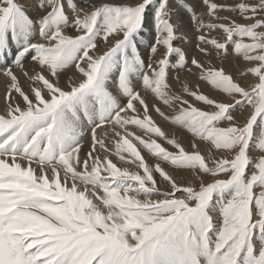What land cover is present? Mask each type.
I'll return each instance as SVG.
<instances>
[{
	"label": "snow or ice",
	"instance_id": "6c2138e0",
	"mask_svg": "<svg viewBox=\"0 0 264 264\" xmlns=\"http://www.w3.org/2000/svg\"><path fill=\"white\" fill-rule=\"evenodd\" d=\"M199 3L198 12L177 0L199 33V56L175 44L184 39L177 35L181 25L172 22L170 0H157L156 37L145 62L138 39L153 0H82V6L0 0V64L6 65L0 74L9 81L0 112V264H264V0ZM113 35L121 38L96 54L97 40ZM229 55L242 58L247 67L240 77L250 74L254 83L245 86L215 66ZM72 66L62 87L60 76ZM16 69L32 84L27 92ZM180 71L197 82L181 81ZM170 72L179 89L170 85ZM134 79L150 91L151 104ZM200 83L225 99L204 94ZM237 108L241 115L248 109L243 121ZM153 111L208 142L207 157L195 140L188 151L170 138ZM173 170L191 173L198 184L178 182Z\"/></svg>",
	"mask_w": 264,
	"mask_h": 264
},
{
	"label": "rangeland",
	"instance_id": "374dc122",
	"mask_svg": "<svg viewBox=\"0 0 264 264\" xmlns=\"http://www.w3.org/2000/svg\"><path fill=\"white\" fill-rule=\"evenodd\" d=\"M77 1H80L79 6H82V0H77ZM189 1L187 2V0H182V2H185V3H193L195 5L197 11L199 9L204 10L203 9V5L199 3V0H189ZM28 2L21 1V3H25V4H31L32 3L31 1H28ZM135 2H139V0H122V3L135 4ZM153 2L157 3V0H153ZM218 2H219V0H218ZM155 7H156V4L155 5L152 4L148 8L146 22H145V25H144V28H143L142 32L140 33V37L138 39V45H139L138 49H139L140 52H142V54H143L142 57L145 60V62H147V59L149 57L147 58V54L145 56L144 53L146 51H148V48L150 47V45L155 42L154 39L156 37L154 24H152L153 23L152 16H153V12H154ZM177 10H179L180 13L183 12V11H181V9L179 7L177 8ZM150 14H152V15H150ZM220 15L221 16H230V15H233V14L232 13H228V12H221ZM174 16H175V13L172 14V22L174 24H176L177 18L174 17ZM33 17L35 18V16H33ZM184 17L187 19L188 15L185 14ZM65 32L68 33V34H71V35L78 34L76 32V30L73 29V28H67V29H65ZM190 33H191V36H192V43L191 44H188V42H186V39L177 40L175 42V44L177 46H179V47H182L190 56L191 55H199V53L197 52L196 47H195V45L197 43L196 36L199 33L197 32L196 29H193L192 31L188 32V34H190ZM177 35L181 36L179 33H177ZM119 38H121V37L120 36H116V35L110 36L108 41H107V43H105L102 39H98L97 40V44H98V48L99 49H97V50L99 51V54H102L104 51H106L109 47L112 46V44H114L115 40L119 39ZM229 51L231 52V46L229 48ZM201 59H203V57H201ZM215 66H218V67L222 66L225 69L226 73H229V74L233 75L234 78L240 80V82L243 85H245V86L255 82L254 77H252L250 74L245 76V77H243V78L240 77V73L247 67L246 63L242 60L241 57L229 55L227 57V59H224V60L217 59L215 61ZM72 70H74V66H72L68 70L67 73H65L64 75L60 76V85L62 87L65 86L66 76L68 75V73L70 74L72 72ZM178 74H180V72ZM46 75H47V73H46ZM174 75L175 74L172 73V72L169 73V83H170V85L173 83L171 85L173 87V89H179L181 87V84H177V85L174 84L175 83V80L173 78ZM49 78L52 79L51 77H49ZM183 82H188L190 85H192V84H195L197 81H196L195 77H188V76L185 75ZM20 83H21L22 88L26 92L32 86L31 82L24 76L21 77ZM133 84H134V86L136 87V89L138 91L142 92L141 93L142 95H146L148 97V101L151 104V102L153 100V96L150 93V91H146L144 88H142L141 82L139 80H135L134 79L133 80ZM139 87L141 89H144V90L141 91ZM200 91H202L204 94L209 95L212 98H217L219 100L225 99L223 94H221L218 90L211 89L210 86L207 83H200ZM3 96L6 97V93L4 95L1 94V96H0V112H3L4 109H5L6 100H5V98H3ZM13 96L16 97L17 100H19L18 95H13ZM185 98L189 99L191 101V103H193L195 106L204 108V105L201 102H197V101H195L194 99H192L191 97H188V96H185ZM2 99H4V100H2ZM21 106H23V105L21 104ZM161 107H162V105H161ZM162 108H164V107H162ZM164 110H165V112L167 110L166 113L169 114V115H174L175 114L172 109H170L171 111H169L168 108H166ZM247 111H248V109L245 108L243 110L244 114L241 115V109L237 108L235 113H234V115H236L241 121H243L245 116L247 115ZM150 114L152 115V117L156 121V123L159 126H161L162 129L167 134H169L170 138L174 136L179 142H181L185 146L186 150H188V151L192 150L190 142L192 140H195V142L198 145L199 149L201 150L202 154H204L207 157L208 151L211 148V145L208 142L200 140L198 138H195L187 130H185L183 128H180L179 126H177V125H175L173 123H170L169 121L164 120L158 114H156L154 111L151 112ZM130 128H131L130 131H132V129H133V132H135L137 135L138 134L139 135H143L145 139H157L158 142L161 143L165 148H168L170 151H174L175 150L173 148V146L169 145L165 140H163V139H161L159 137L152 136L151 134L145 135L142 130L136 128L135 126H130ZM131 138L132 137H130V139ZM133 143H135L137 145V147L140 149L142 155L145 156V158L148 160V162L150 164H153L155 162V159L151 156V154L148 152V150L145 149L142 145H140L138 141L133 139ZM89 145H90V136H86L84 138V140H83V149H82V152H81V156L82 157H83L84 153L88 151ZM212 152H213L214 156H219L220 155V153H217L214 149H212ZM260 154H262V153H260L259 151H256V152L252 153L253 156H259ZM125 155H127V154H125ZM111 159H113V162H116L118 166L128 167L130 170H137L134 165H132L130 163H126L124 161H120L115 156L111 157ZM173 174L177 178L178 182H180L182 184H184V183H186V182H188L190 180H192L194 183L198 184V181L193 180V178L191 176V173H189V172L174 171L173 170ZM219 178H226V177L221 176ZM156 179H157V182H158V184L160 185V187L162 189L168 190V187H169L168 184L165 181H163L162 178L159 177L158 174L156 175ZM202 179L205 182H208L212 178L210 176H208V175H203ZM179 195L183 196L184 194L180 193ZM157 198H162V197H153V199H157Z\"/></svg>",
	"mask_w": 264,
	"mask_h": 264
},
{
	"label": "bare ground",
	"instance_id": "6f19581e",
	"mask_svg": "<svg viewBox=\"0 0 264 264\" xmlns=\"http://www.w3.org/2000/svg\"><path fill=\"white\" fill-rule=\"evenodd\" d=\"M21 1H24V2H28V1H31L30 3L32 4V5H34L35 4V2H36V0H20V2ZM189 0H187V2H188ZM76 2L78 3V5L80 4V1H77L76 0ZM105 2H108V0H105ZM118 2H122V0H118ZM190 2V1H189ZM29 3V2H28ZM136 3V2H135ZM185 3V2H184ZM153 4L155 5L156 3L155 2H153ZM170 5H171V7H172V9H173V13H175V16L174 17H176L177 18V22L176 23H180V27L178 28V31H177V33H179L182 37H184V39H186V42H188V44H191L192 43V36H191V33L190 34H188V32L189 31H192L193 29H195V27L194 26H192V24L190 23V21H189V16H188V18L186 19L184 16H185V14L182 12V13H180L179 12V10H177V8H178V5H177V0H170ZM203 9H204V7H203ZM182 11V10H181ZM199 11H202L201 9H199L198 10V12ZM30 15H32V16H35L36 17V15H37V13L35 12V11H30V13H29ZM150 15H152V14H150ZM34 18V17H33ZM153 24V23H152ZM147 27V26H146ZM148 28V27H147ZM150 28V27H149ZM154 38V37H153ZM155 40V39H154ZM176 42V41H175ZM139 46V45H138ZM142 46V45H141ZM97 49H99V48H97ZM95 50L96 51V54H99V51L98 50ZM164 51V49H163V47H159L158 48V53H157V55H159V53H162ZM140 54H141V56L143 55L142 54V52H140ZM146 54H147V58L149 57V48H148V51H146L145 53H144V55L146 56ZM196 56H199V55H196ZM201 58V57H200ZM147 61H148V59H147ZM218 65V64H217ZM6 65H4V64H0V68H3V67H5ZM35 67V65L31 62V60H30V57H28L26 60H25V68H27L29 71H31L33 68ZM16 71V74L18 75V77H19V79L21 80V77H23V75H22V73H21V71L19 70V69H16L15 70ZM75 71V69L74 70H72V72H74ZM71 72V73H72ZM70 73V74H71ZM69 73H68V75H70ZM179 75V77H180V80L181 81H183L184 80V76L186 75L185 74V72L184 71H180V74H178ZM65 77V76H64ZM113 79H115V77L113 78ZM66 82V81H65ZM8 83H9V81H8V78L7 77H5V76H3L2 74H0V96H1V94L2 95H4L6 92H7V86H8ZM139 83V82H138ZM66 84V83H65ZM173 84V83H172ZM171 84V85H172ZM175 85H177V84H180V83H177L176 81H175V83H174ZM140 86V85H139ZM115 87H116V85L115 84H110L109 85V88H110V90H114L115 89ZM140 88V87H139ZM143 88V87H142ZM140 90L141 91H143L144 89H141L140 88ZM142 93V92H141ZM13 95H18V94H16V93H14L13 92ZM3 98H5L4 96H3ZM2 100H4V99H2ZM162 107H164V109H166L165 108V106H163L162 105ZM168 110L169 111H171L169 108H168ZM166 112H167V110H166ZM171 114V113H170ZM169 115V114H168ZM133 128V127H132ZM131 129V128H130ZM135 130V129H134ZM132 132H133V129H132ZM139 135V134H138ZM113 157V156H112ZM118 161V160H117ZM116 163V162H115ZM123 164V163H122Z\"/></svg>",
	"mask_w": 264,
	"mask_h": 264
}]
</instances>
